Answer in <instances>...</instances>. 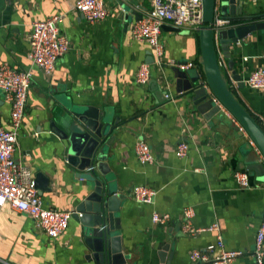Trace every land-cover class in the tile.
<instances>
[{
	"label": "crops",
	"instance_id": "crops-1",
	"mask_svg": "<svg viewBox=\"0 0 264 264\" xmlns=\"http://www.w3.org/2000/svg\"><path fill=\"white\" fill-rule=\"evenodd\" d=\"M76 0H5L0 8V63L17 70H30L31 83L25 114L18 134L14 160L38 178L36 190L45 206L75 210L91 187L77 176L69 161V142L62 136V113L57 102L94 107L112 124L113 137L106 152L105 171L117 193L124 195L118 221L122 247L132 264H160L158 252L169 244L170 264H192L189 252L203 250L221 235L226 250L242 254L228 264H255L251 253L256 229L264 213V180L245 168L241 152L254 150L249 138L226 111L219 120H206L192 105L189 95L174 90L171 67L186 61L191 74L202 72L198 33L162 28L164 53L161 64H150L151 80L169 95L157 102L150 82L135 81L136 71L145 63L150 46L131 37L127 12L143 14L148 0H104L106 17L86 21L74 9ZM243 15L264 13V0H237ZM62 15L59 31L70 43L58 59L52 74L46 75L28 57L30 23ZM246 21H237L241 24ZM220 62L229 88L238 102L264 128V89L249 88L244 80L264 66V28L251 31L231 44L229 57L220 51ZM153 59V56H152ZM229 60L240 77L232 79L226 69ZM180 68V66H178ZM167 84V85H166ZM10 101L0 90V117L9 126ZM58 120V122H57ZM59 127V128H57ZM145 140L152 163H141L135 153L138 140ZM188 149L175 155L179 142ZM256 152V151H255ZM258 155V153L256 152ZM247 170L250 185L240 187L234 177ZM36 180V181H37ZM134 185L156 191L151 203H139L130 193ZM193 209L190 224L183 229L182 211ZM153 212L167 213L165 224L151 220ZM217 224V229H208ZM80 221L73 217L57 237L47 236L32 217L10 205L0 207V262L2 264H94Z\"/></svg>",
	"mask_w": 264,
	"mask_h": 264
},
{
	"label": "water",
	"instance_id": "water-1",
	"mask_svg": "<svg viewBox=\"0 0 264 264\" xmlns=\"http://www.w3.org/2000/svg\"><path fill=\"white\" fill-rule=\"evenodd\" d=\"M4 3L5 0H0V8ZM236 5L237 0H202L204 24L195 30L198 33L202 72L191 74L187 69L178 67L185 65L186 61H179L177 66L171 67L173 84L177 94L190 96L195 110L204 119L210 120L215 116L222 120L226 111L236 120L256 148L241 152L245 168L264 180V128L230 90L219 55L220 51L224 58H228L232 43L251 31L264 28V13L243 15L242 8ZM141 16L134 12L124 15L126 22L140 19ZM216 19L227 22L217 25ZM237 21L246 22L235 24ZM167 28L179 32L176 28ZM145 62L149 65L153 63L150 54ZM233 64L229 60L226 69L232 74L233 80L239 81L240 77L235 73ZM150 89L158 103L167 100L166 90L158 86L155 80H151ZM57 104L62 111L58 120L65 129L57 128L70 144L69 161L79 170L77 176L91 184L89 192L77 204L73 215L81 223L84 241L91 251V260L94 264H132L131 256L122 247L119 234L118 212L124 195L115 191L104 169L107 148L113 139L109 134L116 123L106 120L104 113L94 107L65 105L60 101ZM38 178L42 176L36 175L35 187L38 186ZM36 188L49 190L39 186ZM168 250L169 244L166 243L158 252L160 264H170L172 253H168Z\"/></svg>",
	"mask_w": 264,
	"mask_h": 264
},
{
	"label": "built area",
	"instance_id": "built-area-1",
	"mask_svg": "<svg viewBox=\"0 0 264 264\" xmlns=\"http://www.w3.org/2000/svg\"><path fill=\"white\" fill-rule=\"evenodd\" d=\"M117 1L126 3L129 0ZM148 2L149 7L141 18L130 24V33L133 39L144 41L150 46L153 64L158 65L161 64L164 53L160 38L162 28L168 26L179 31L198 29L204 24L202 0H148ZM73 9L90 23L102 21L107 15L104 0H76ZM61 18L62 15H55L30 23L27 37L28 57L31 63L39 67L46 75L53 73L58 59L70 48L68 39L58 29ZM226 22L216 19L217 25H223ZM191 66H193L192 63L188 62L180 68L187 69ZM149 67L150 65L146 62L140 64L135 75L137 83L147 84L151 80ZM30 83V70H17L8 63H0V90L11 104L9 126H5L0 117V207L8 204L13 209L28 213L47 236L54 238L66 230L69 220L76 211L57 210L45 206L35 188L30 170L20 167L14 160ZM244 83L249 88L264 89V66L253 69ZM165 97L168 98L169 95L166 93ZM227 114L234 119L229 113ZM237 126L246 135L243 128L239 124ZM249 143L256 149L250 139ZM187 149L188 144L182 141L177 143L174 153L178 157H183ZM135 153L143 164L152 163L154 160L145 140L141 139L136 142ZM234 177L240 187L250 185L247 170L235 171ZM130 193L139 203H151L156 191L144 185H134ZM182 217L184 218L183 229L194 232L190 224L193 209L185 207ZM168 219L167 213L153 212L151 215L154 223L165 224ZM208 229H217V224L211 225ZM241 254V251L226 250L221 235H217L216 241L207 245L203 250H191L189 260L192 264H228ZM251 257L255 264H264V213L255 232Z\"/></svg>",
	"mask_w": 264,
	"mask_h": 264
},
{
	"label": "rangeland",
	"instance_id": "rangeland-1",
	"mask_svg": "<svg viewBox=\"0 0 264 264\" xmlns=\"http://www.w3.org/2000/svg\"><path fill=\"white\" fill-rule=\"evenodd\" d=\"M192 33H194V34H197L196 32H194V31H191ZM192 68V67H191ZM193 71V69H190L189 70V72H192Z\"/></svg>",
	"mask_w": 264,
	"mask_h": 264
}]
</instances>
